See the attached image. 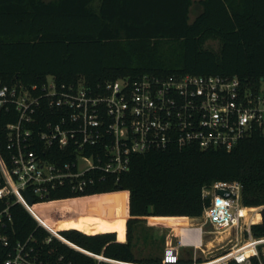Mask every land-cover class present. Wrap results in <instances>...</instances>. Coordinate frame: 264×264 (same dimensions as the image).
Segmentation results:
<instances>
[{"label":"trees","instance_id":"obj_1","mask_svg":"<svg viewBox=\"0 0 264 264\" xmlns=\"http://www.w3.org/2000/svg\"><path fill=\"white\" fill-rule=\"evenodd\" d=\"M197 3L201 12L193 19L194 0H0L1 86H32L53 76L67 83L83 78L96 87L144 74L238 76L264 85V0ZM15 120L16 115L0 114L2 152L5 126ZM217 181L241 182L243 204L264 205L263 133L232 151L191 145L136 154L119 178L109 176L82 194L61 187L33 207L83 249L150 264L160 257L135 258L137 225L180 227L201 217L207 204L203 188ZM13 216L15 237L35 230L41 238L48 235L24 207L15 206ZM253 232L264 236V220ZM61 256L66 263H93L58 240L46 247L48 260Z\"/></svg>","mask_w":264,"mask_h":264},{"label":"built area","instance_id":"obj_2","mask_svg":"<svg viewBox=\"0 0 264 264\" xmlns=\"http://www.w3.org/2000/svg\"><path fill=\"white\" fill-rule=\"evenodd\" d=\"M1 113L16 120L6 124L5 152L0 148V264H71L63 256L45 257L55 240L92 264H148L75 245L39 217L28 194L35 202L61 187L85 193L109 176L119 178L130 170L134 155L150 151L191 145L232 151L253 134H264V85L238 76L197 74L127 76L96 87L83 78L67 83L48 76L32 86H1L0 80ZM242 194L239 181L204 187L201 222L191 218L171 227L160 261L150 264H264V236L254 235L259 223L248 219ZM18 205L46 237L36 230L15 237L13 208ZM258 209L262 215L263 208ZM227 241L235 243L228 248Z\"/></svg>","mask_w":264,"mask_h":264},{"label":"rangeland","instance_id":"obj_3","mask_svg":"<svg viewBox=\"0 0 264 264\" xmlns=\"http://www.w3.org/2000/svg\"><path fill=\"white\" fill-rule=\"evenodd\" d=\"M200 12H201V7L199 6L196 0L195 4L192 7V18L194 19ZM209 44L214 48H218L219 45L217 41H212ZM260 207L264 209V205L256 208L258 209ZM259 219L261 223L263 221V215H261ZM171 233H172L171 227H167V226L165 227L158 224L149 223L148 221L138 224L135 231L134 246H133V252L135 258L138 260L150 259L155 257L161 258L163 249L166 246ZM235 238L236 236L233 235L232 239ZM175 240L176 239H174V241ZM205 242H207V239L205 240ZM234 243L235 241H233L232 243L227 241L226 247L230 248L232 247V245H234ZM223 244L224 243L215 244V245L218 247ZM189 260L191 261L192 259Z\"/></svg>","mask_w":264,"mask_h":264},{"label":"bare ground","instance_id":"obj_4","mask_svg":"<svg viewBox=\"0 0 264 264\" xmlns=\"http://www.w3.org/2000/svg\"><path fill=\"white\" fill-rule=\"evenodd\" d=\"M247 217L248 219H253L256 223H260V217L261 214L259 212V210L256 207H251V208H247ZM175 228H179V227H175Z\"/></svg>","mask_w":264,"mask_h":264},{"label":"water","instance_id":"obj_5","mask_svg":"<svg viewBox=\"0 0 264 264\" xmlns=\"http://www.w3.org/2000/svg\"><path fill=\"white\" fill-rule=\"evenodd\" d=\"M219 194L226 195V194H228V192L226 190H220ZM28 198H29L30 204L33 205L34 204L33 197L30 194H28ZM151 212H152V207L149 206V213H151ZM262 215H263V220H264V209L262 210ZM192 221L200 223L201 219L200 218H192Z\"/></svg>","mask_w":264,"mask_h":264},{"label":"crops","instance_id":"obj_6","mask_svg":"<svg viewBox=\"0 0 264 264\" xmlns=\"http://www.w3.org/2000/svg\"><path fill=\"white\" fill-rule=\"evenodd\" d=\"M194 1H196V0H194ZM198 1H199V0H197V2H198ZM149 223H150V222H149ZM185 224H186V223H185ZM161 226H165V227H166L167 225H161ZM167 227H172V226H167Z\"/></svg>","mask_w":264,"mask_h":264}]
</instances>
